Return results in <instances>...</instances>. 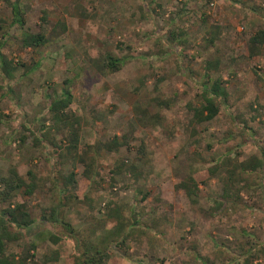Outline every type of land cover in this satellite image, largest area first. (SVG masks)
Wrapping results in <instances>:
<instances>
[{"label":"rangeland","instance_id":"rangeland-1","mask_svg":"<svg viewBox=\"0 0 264 264\" xmlns=\"http://www.w3.org/2000/svg\"><path fill=\"white\" fill-rule=\"evenodd\" d=\"M15 2L0 0L9 62L0 64V180L14 168L36 188L14 199L34 224L8 254L33 243L39 264H77L88 243L48 221L57 208L107 264H264V166H238L264 159V46L250 44L264 29V0H20L23 27L12 22ZM39 33L46 45H23ZM109 55L125 59L120 70ZM208 79L228 97L196 124ZM65 82L80 120L74 152L49 114ZM229 177L232 199L219 208ZM190 178L194 195L180 187Z\"/></svg>","mask_w":264,"mask_h":264},{"label":"trees","instance_id":"trees-1","mask_svg":"<svg viewBox=\"0 0 264 264\" xmlns=\"http://www.w3.org/2000/svg\"><path fill=\"white\" fill-rule=\"evenodd\" d=\"M12 6L13 13V24H18L20 27L24 25V13L19 3L20 0H16ZM6 36L2 34V27L0 26V64L4 67L9 65V62L2 54V49L5 47ZM48 39L44 34H29L26 35L23 39V45L25 47L38 48L44 46L48 43ZM250 44L253 47L264 46V29H259L251 38ZM106 62L108 68L112 71H118L126 62L125 59L121 60L118 58H113L112 56H106ZM214 63H208L209 67H214ZM10 78H13L10 76ZM65 87L62 90V94L51 101L49 106L50 120L52 121L53 128L60 132L62 130L68 131L70 135V141L66 149L68 152H74L79 142V127L80 120L74 115L70 106L73 102V95L69 88V82L64 83ZM228 97L227 91L223 86V82L220 79H208V81L202 87V103L199 107L193 109V120L196 124H203L206 122L213 121L219 114V102L226 100ZM118 140L117 137L114 138L112 143L108 146L111 149V146H117ZM241 168V171L245 173H253L259 168H263L264 159L253 158ZM238 166L236 167L238 169ZM220 170V165L211 166L208 168V174L210 176L215 175ZM236 170L231 172V175L235 176ZM75 173L71 172L66 178V185L75 184ZM197 179L190 178L188 181H184L180 184V187L185 189L189 195H194V190L197 189ZM1 190H0V202L5 205L3 209L0 210V264H26L28 259H31L30 263L39 264L36 261V255L31 254L32 250H35L36 245L33 243L28 246L23 247V252L21 256L8 254V245L11 242L17 241L21 238V235L18 234L20 231H25L30 229L34 221L29 213L28 209L23 203L14 201L15 197L23 191L25 195H33L35 191L34 182L27 183L16 171L12 168L9 171V175L1 178L0 180ZM234 186L233 179L229 177L228 184L225 188L223 195V202L219 203V208L224 205V202H227L232 199L231 189ZM46 218L45 216H43ZM50 223L62 224L64 230L66 231L67 236H71L75 239L76 242H84L86 245V250L79 255L77 264H107V259L109 258L108 253L105 250H102L100 247L91 246L84 238L83 234L76 232L70 224L63 222L59 218L57 208L53 210V213L48 218ZM121 223V222H120ZM122 226V225H121ZM121 226L112 232V242H117L115 244L119 245L125 241V236H122ZM44 236V235H43ZM70 237V238H71ZM69 239V237H66ZM82 239V240H80ZM116 239H118L116 241ZM61 239L54 234L51 235L50 241L54 244H58ZM109 240V237H106V241ZM81 243V245H83Z\"/></svg>","mask_w":264,"mask_h":264}]
</instances>
